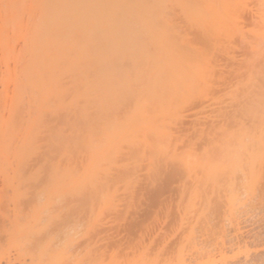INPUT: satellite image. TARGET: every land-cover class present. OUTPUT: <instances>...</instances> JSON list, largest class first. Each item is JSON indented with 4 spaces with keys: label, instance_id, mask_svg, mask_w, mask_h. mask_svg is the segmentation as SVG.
<instances>
[{
    "label": "bare ground",
    "instance_id": "1",
    "mask_svg": "<svg viewBox=\"0 0 264 264\" xmlns=\"http://www.w3.org/2000/svg\"><path fill=\"white\" fill-rule=\"evenodd\" d=\"M221 60L264 64V0H0V264L118 262V213L196 183Z\"/></svg>",
    "mask_w": 264,
    "mask_h": 264
},
{
    "label": "rangeland",
    "instance_id": "2",
    "mask_svg": "<svg viewBox=\"0 0 264 264\" xmlns=\"http://www.w3.org/2000/svg\"><path fill=\"white\" fill-rule=\"evenodd\" d=\"M223 61L230 65H214L204 74L197 131H190L198 160L196 183H185V174L177 186L164 182L125 206L113 220V235L109 232L114 264H177L185 257L184 264H264V135L256 140L264 117V64ZM249 99L252 112L244 105ZM6 223L0 240L10 228Z\"/></svg>",
    "mask_w": 264,
    "mask_h": 264
}]
</instances>
